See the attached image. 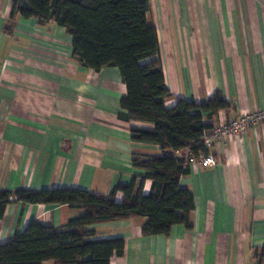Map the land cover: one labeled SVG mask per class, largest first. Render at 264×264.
<instances>
[{
	"label": "crops",
	"instance_id": "1",
	"mask_svg": "<svg viewBox=\"0 0 264 264\" xmlns=\"http://www.w3.org/2000/svg\"><path fill=\"white\" fill-rule=\"evenodd\" d=\"M12 2L0 0L1 188L79 187L109 194L133 180L135 153H173L132 139V125L152 124L119 117L127 87L118 67H85L73 57L65 27L20 14L10 20ZM149 3L147 17L158 31L171 90L167 107L179 98L203 102L217 91L230 107L214 123L264 107V0ZM209 151L216 165L193 162L181 177V186L194 194L190 226L147 235L144 216L90 226L96 238H124L123 253L110 264H264V123L216 141ZM151 187L146 179L143 192ZM122 197L119 191L117 200ZM83 213L67 204L14 199L0 218V243L31 220L62 227Z\"/></svg>",
	"mask_w": 264,
	"mask_h": 264
},
{
	"label": "trees",
	"instance_id": "2",
	"mask_svg": "<svg viewBox=\"0 0 264 264\" xmlns=\"http://www.w3.org/2000/svg\"><path fill=\"white\" fill-rule=\"evenodd\" d=\"M149 7V0H13L10 20L20 14L35 17L40 23L54 21L72 35L73 57L82 65L95 71L118 67L127 87L119 117L152 124L132 125V139L158 144L163 151L173 153H135L133 180L118 184L109 194L79 187L15 191L0 187V218L14 199L84 210L62 227L31 220L22 231L0 243V264H41L47 260L55 264H110L113 255L123 253L125 240L96 238L91 225L144 216L143 232L147 235L167 234L176 224L190 226L194 194L180 181L190 172L191 163L185 154L174 152L188 149L195 156L207 152L204 133L230 102L217 91L203 102L179 98L173 107L165 105L171 90L165 79L158 31L147 17ZM149 58L152 60L146 61ZM146 179L152 180L149 193L143 192ZM119 191L123 193L121 200L116 198Z\"/></svg>",
	"mask_w": 264,
	"mask_h": 264
},
{
	"label": "built area",
	"instance_id": "3",
	"mask_svg": "<svg viewBox=\"0 0 264 264\" xmlns=\"http://www.w3.org/2000/svg\"><path fill=\"white\" fill-rule=\"evenodd\" d=\"M259 123H264V107L255 111L242 113L230 120L219 116L218 121L214 123L213 127L204 133L203 144L207 152H202L198 156L189 152L186 156L190 160V163L199 161L203 166H214L218 161L209 149L216 141H224L233 135L243 134Z\"/></svg>",
	"mask_w": 264,
	"mask_h": 264
}]
</instances>
